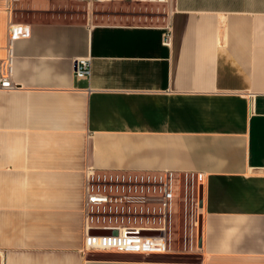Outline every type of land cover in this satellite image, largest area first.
<instances>
[{
    "label": "crops",
    "instance_id": "crops-1",
    "mask_svg": "<svg viewBox=\"0 0 264 264\" xmlns=\"http://www.w3.org/2000/svg\"><path fill=\"white\" fill-rule=\"evenodd\" d=\"M95 4L0 0V264H264V0ZM89 167L192 179L169 253L84 250Z\"/></svg>",
    "mask_w": 264,
    "mask_h": 264
},
{
    "label": "built area",
    "instance_id": "built-area-1",
    "mask_svg": "<svg viewBox=\"0 0 264 264\" xmlns=\"http://www.w3.org/2000/svg\"><path fill=\"white\" fill-rule=\"evenodd\" d=\"M87 3L112 0H75ZM29 27L14 29L11 42L27 38ZM171 34H164L163 43L170 42ZM10 51L1 63L0 89L14 90L12 81L13 58ZM77 80L89 81L91 58L79 57L74 61ZM189 193L192 179L176 178L172 172L137 173L127 171H100L89 167L85 171L84 190V250L92 254L150 257L170 252L172 215L177 186ZM199 192V185L197 187ZM199 199V196H198ZM103 231L106 234H100Z\"/></svg>",
    "mask_w": 264,
    "mask_h": 264
},
{
    "label": "rangeland",
    "instance_id": "rangeland-1",
    "mask_svg": "<svg viewBox=\"0 0 264 264\" xmlns=\"http://www.w3.org/2000/svg\"><path fill=\"white\" fill-rule=\"evenodd\" d=\"M95 9L98 11H103L104 9H102V4H95ZM105 10H108V8H105ZM184 190H182L183 192ZM183 196V194H182ZM198 196H199V192L197 191V195H196V203H198ZM198 227H199V221L197 220V225L195 227V242L198 243ZM176 234L178 235L176 238V245L178 246V248H180V242L183 243V229H182V225H179L178 228L176 229ZM181 240V241H180Z\"/></svg>",
    "mask_w": 264,
    "mask_h": 264
},
{
    "label": "water",
    "instance_id": "water-1",
    "mask_svg": "<svg viewBox=\"0 0 264 264\" xmlns=\"http://www.w3.org/2000/svg\"><path fill=\"white\" fill-rule=\"evenodd\" d=\"M202 201V192L201 189L199 191V203L201 204ZM100 234H106V232L100 231ZM201 237H202V223L201 220H199V227H198V241L201 242Z\"/></svg>",
    "mask_w": 264,
    "mask_h": 264
}]
</instances>
